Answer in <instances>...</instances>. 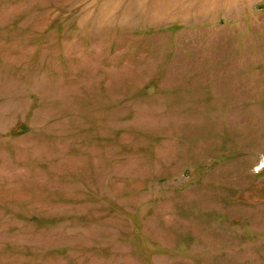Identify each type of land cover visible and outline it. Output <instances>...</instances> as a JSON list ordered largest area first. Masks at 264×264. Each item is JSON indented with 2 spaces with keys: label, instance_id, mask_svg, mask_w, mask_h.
I'll return each mask as SVG.
<instances>
[{
  "label": "rangeland",
  "instance_id": "obj_1",
  "mask_svg": "<svg viewBox=\"0 0 264 264\" xmlns=\"http://www.w3.org/2000/svg\"><path fill=\"white\" fill-rule=\"evenodd\" d=\"M0 264H264V0H0Z\"/></svg>",
  "mask_w": 264,
  "mask_h": 264
}]
</instances>
